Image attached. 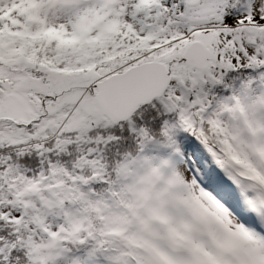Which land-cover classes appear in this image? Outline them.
I'll return each mask as SVG.
<instances>
[{
    "label": "snow or ice",
    "instance_id": "1",
    "mask_svg": "<svg viewBox=\"0 0 264 264\" xmlns=\"http://www.w3.org/2000/svg\"><path fill=\"white\" fill-rule=\"evenodd\" d=\"M0 264H264V0H0Z\"/></svg>",
    "mask_w": 264,
    "mask_h": 264
}]
</instances>
